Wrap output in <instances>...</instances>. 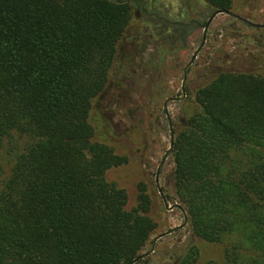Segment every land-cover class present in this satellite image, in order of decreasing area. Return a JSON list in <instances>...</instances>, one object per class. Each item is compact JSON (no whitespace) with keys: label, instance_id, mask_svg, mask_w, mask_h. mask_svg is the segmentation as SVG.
<instances>
[{"label":"trees","instance_id":"obj_1","mask_svg":"<svg viewBox=\"0 0 264 264\" xmlns=\"http://www.w3.org/2000/svg\"><path fill=\"white\" fill-rule=\"evenodd\" d=\"M198 1L209 19L233 3ZM134 4L0 0V151L23 142L7 177L0 167V264H131L150 246V199L139 186L126 210L105 175L127 158L93 141L88 117L133 18L182 48L199 25ZM251 58L264 68V55ZM192 106L171 154L190 237L223 245L221 264H264V76L220 72ZM198 253L190 242L178 264Z\"/></svg>","mask_w":264,"mask_h":264},{"label":"rangeland","instance_id":"obj_2","mask_svg":"<svg viewBox=\"0 0 264 264\" xmlns=\"http://www.w3.org/2000/svg\"><path fill=\"white\" fill-rule=\"evenodd\" d=\"M135 6L134 0H125ZM148 10L159 11L177 22L194 21L199 28L180 43L170 45L160 36L146 37L144 22L133 18L118 50V61L109 75L106 90L92 102L88 122L93 129V141L109 147L115 155L127 158V164L109 170L107 183L124 190L126 210L136 207L139 186L150 199L149 217L156 224L151 240L178 227L183 215L178 210L167 211L174 201L173 162L171 156L160 169L158 165L169 147V127L163 103L180 96L182 73L192 55L200 47L203 26L209 20V10L198 0H141ZM231 12L253 24H264V0H233ZM150 36V35H149ZM264 55V29H255L226 15H217L205 34V42L191 65L183 101L167 106L172 127L193 109L196 91L218 73L235 71L264 76V68L251 62V57ZM23 142L6 144L0 151V167L9 175L14 156ZM198 249L196 264L223 261V245H210L190 237L185 228L162 237L153 253L137 264H178L190 244ZM149 246L142 254L147 252ZM141 254V255H142Z\"/></svg>","mask_w":264,"mask_h":264},{"label":"water","instance_id":"obj_3","mask_svg":"<svg viewBox=\"0 0 264 264\" xmlns=\"http://www.w3.org/2000/svg\"><path fill=\"white\" fill-rule=\"evenodd\" d=\"M217 15H226L228 17H231L243 24H246L252 28H255V29H264V24H261V25H258V24H253L243 18H240L239 16H236L235 14H233L232 12L230 11H216L212 14L211 18L206 22V25L203 29V39H202V43L200 45V47L196 50V52L192 55L190 61L188 62V64L185 66V68L183 69V73H182V83H181V87H180V96L177 97V98H169L167 100L164 101L163 103V112L167 118V123H168V127H169V147L167 149V151L164 153L159 165H158V168H157V171H156V183L158 181V176H159V172H160V169L162 168V166L164 165V163L166 162V160L171 156L172 154V151H173V145H174V138H175V133H174V130H173V127H172V123H171V119L169 118V115L167 113V106L171 103H179L181 101H183V99L185 98V94H186V84H187V76H188V72H189V69L191 67V65L193 64V62L195 61L198 53L200 52V50L202 49L203 45H204V42H205V34L207 32V29L210 25V23L212 22V20L217 16ZM165 209L167 211H172V210H178L181 212V214L183 215V222L180 226L178 227H175V228H172L170 229L169 231L157 236L156 238H154L147 250V252H145L144 254L140 255L136 260H134L131 264H135V262L137 261H141L145 258H147L149 255H151L153 253V249L155 247V244L156 242L161 239L162 237H165L167 235H170L172 233H175L183 228H185V226L187 225V215L185 213V211L183 210V208L178 205V204H173L170 208H168V206L165 204Z\"/></svg>","mask_w":264,"mask_h":264}]
</instances>
